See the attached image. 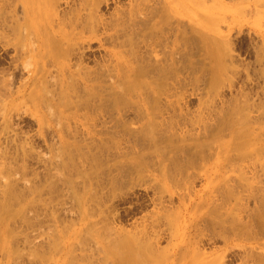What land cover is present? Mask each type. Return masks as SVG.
<instances>
[{"label":"rangeland","instance_id":"rangeland-1","mask_svg":"<svg viewBox=\"0 0 264 264\" xmlns=\"http://www.w3.org/2000/svg\"><path fill=\"white\" fill-rule=\"evenodd\" d=\"M181 1L174 14L163 0H53L65 21L88 25L133 3L159 7L158 15L178 18L195 39L182 44L187 56L178 62L185 79L174 128L180 138L141 145L127 112L118 121L99 117L105 122L95 134L72 126L68 145H60L44 89L56 92L58 105L64 85L56 66L67 62L101 68L107 80L99 43L106 32L99 26L98 38L72 41L53 34L44 49L47 30L30 26V7L0 0V264H50L44 259L71 229H80L71 239L76 246L119 248L127 238L129 246L147 247V264H264V0ZM212 99L220 116L199 132L195 120ZM243 118L251 145L236 144L240 125L233 122ZM204 167L213 169L210 177Z\"/></svg>","mask_w":264,"mask_h":264},{"label":"bare ground","instance_id":"bare-ground-1","mask_svg":"<svg viewBox=\"0 0 264 264\" xmlns=\"http://www.w3.org/2000/svg\"><path fill=\"white\" fill-rule=\"evenodd\" d=\"M21 1L30 7L32 16L29 22L33 30L38 31L45 28L48 31L45 32V39L42 37L41 41L44 44V49L51 46L53 34L60 38L67 37L65 40L72 41L79 40L81 37L98 38L100 36L97 32L99 26H103L106 32L105 37L99 43L104 44L107 75L109 76L107 80L102 78L105 74L101 73V68L99 70L91 69L82 66L80 62H76L73 67L67 62L56 66V77L57 80L59 79L58 87L64 85L60 88L58 105L55 104L56 98L54 99L56 92L44 89L43 106L57 128V141L60 145H68L67 143L70 141L68 132L72 126L74 129L79 126L87 133L95 134L97 124L105 122L99 121V117L107 115L109 120L118 121L120 118L125 119L127 112L133 113L136 118L138 123V127H136L140 129L141 137L136 138L137 140L133 139L141 145H154L165 136L180 138L179 134L175 135L174 128L178 123L177 117L182 114L179 100L185 79H181L178 75V62L182 57L186 58L187 56L181 49L182 44L187 39L189 43L194 42L195 39L191 35L185 36L178 18L171 23L167 18L158 15L159 7H157V12L155 8V10L147 11L146 8L133 3L127 9L117 8L109 21L103 23L102 20L96 19L88 25L82 22L81 18L78 21L71 19L65 21L64 14L59 15L60 11L54 6L53 0ZM163 1L171 13L181 12L183 1ZM95 7L93 5L91 8L92 12ZM152 11L153 14H157L156 18L150 15ZM88 15L90 16V12ZM194 16V6L192 5L189 14V20L192 23ZM75 17H78V13L75 14ZM50 20L54 21V25L52 22L49 23ZM193 30H191L192 35ZM83 32L87 34L85 35ZM201 37L203 39L211 38L205 35H201ZM38 41L40 42V35H37L33 43L36 50L39 49ZM209 46L211 51L214 42ZM190 55L192 56V52ZM189 61L190 59L186 63L187 67L191 65ZM32 63L27 62V67L29 66L31 69ZM211 98L215 99L214 96ZM213 99L211 104L209 103L210 107L206 111V116L199 115L195 120L199 132L209 127L208 120H213V117L217 119L220 116V113L214 109L216 105L213 104ZM46 122L49 124V119ZM134 122L135 120L132 119L131 123ZM244 123V118L242 121L237 119L236 123L233 122L234 125H240L236 126V129L240 131L236 144L251 145L254 136ZM251 128L253 129V127ZM215 145H222V142L215 141ZM177 162L178 159L175 158V164ZM179 163L181 165L180 161ZM182 168L185 169L183 166ZM162 171L166 175L165 171ZM201 171L205 177H210L213 169L204 167ZM79 231L80 229H71L68 234L64 235L61 240L62 244L53 249L48 257L49 261L42 257L44 261L50 262V264H93L92 262L95 260L97 264H109L108 260H110L112 264H147L148 257L146 258L142 253L147 247L129 246L127 238L122 240V244L119 245H123V247L119 248L92 247L87 243L76 246L74 241L71 242V239L75 238ZM143 233L145 234L144 231ZM69 240V244H66ZM132 244H136L135 241H132ZM100 251L105 256L94 254Z\"/></svg>","mask_w":264,"mask_h":264}]
</instances>
